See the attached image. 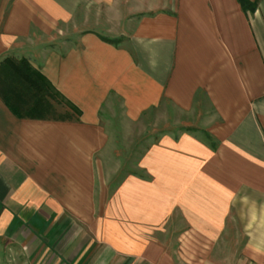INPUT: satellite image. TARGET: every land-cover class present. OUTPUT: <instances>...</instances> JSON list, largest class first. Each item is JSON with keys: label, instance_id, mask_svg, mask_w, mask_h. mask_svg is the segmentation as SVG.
Masks as SVG:
<instances>
[{"label": "crops", "instance_id": "crops-1", "mask_svg": "<svg viewBox=\"0 0 264 264\" xmlns=\"http://www.w3.org/2000/svg\"><path fill=\"white\" fill-rule=\"evenodd\" d=\"M74 19L90 24L78 45L49 47ZM14 54L81 114L18 117L0 97V255L6 240L28 264H264L250 188L264 184V0L249 14L238 0H0V62ZM203 91L216 149L164 136L141 165L150 179L100 181L111 96L138 119L165 100L190 111Z\"/></svg>", "mask_w": 264, "mask_h": 264}, {"label": "rangeland", "instance_id": "rangeland-1", "mask_svg": "<svg viewBox=\"0 0 264 264\" xmlns=\"http://www.w3.org/2000/svg\"><path fill=\"white\" fill-rule=\"evenodd\" d=\"M86 20L74 19L71 22L59 24L55 32L56 37L51 40L49 47L66 50L77 46L80 34L87 28V25L90 26ZM36 34L38 40L43 39L41 33L37 32ZM10 57L13 67L9 65L6 68H0L1 98L6 96L11 104L17 106L24 115H28L35 107L38 98L44 96L52 107L45 109L41 114L42 117L50 119H74L77 117L75 111L58 97H53L49 90L44 88L38 94L32 87L30 78L23 71L25 65L30 64L27 55L14 54ZM102 118L110 132V140L98 158L99 177L100 181L108 182L110 191L129 176L150 179V175L141 165L145 157L151 154L153 146L158 144L164 136L177 139L183 133H190L207 141L204 131H207L209 126L217 125L221 121L204 91L195 107L190 111L182 110L172 102L165 100L160 105L146 110L138 119H129L125 116L121 99L114 95L102 110ZM212 136L213 141L216 137L213 134ZM250 188L253 193H264V184L250 185ZM247 191L249 190L246 188L242 190L243 196ZM245 235L242 228L241 231L235 233L233 238L238 241L236 242L237 246L236 248H227L228 255H230L229 251H234L236 254L241 251V244L246 239ZM0 264L28 263L19 249L11 246L9 241L3 240Z\"/></svg>", "mask_w": 264, "mask_h": 264}, {"label": "trees", "instance_id": "trees-1", "mask_svg": "<svg viewBox=\"0 0 264 264\" xmlns=\"http://www.w3.org/2000/svg\"><path fill=\"white\" fill-rule=\"evenodd\" d=\"M239 3L242 6V9L246 13H254L257 10L258 2L259 0H238ZM104 40L111 42V43H117V40H112L108 38H104ZM22 62L20 63V65ZM11 65L13 67V61L10 56L5 57L0 62V68H6L7 66ZM30 78V82L32 84V87L39 93L42 92V90L45 88L53 94V97H58L60 100L65 102L67 106H69L73 111L77 113L76 119H79V115L81 114L80 109L73 104L69 99H67L50 81L49 79L38 69L33 67L32 65L26 64L23 70ZM3 101L7 105V107L11 110V112L18 117H31V118H44L41 116L42 113H44V110L47 108L52 107V105L49 103V101L44 97H39L38 100L35 103V107L28 113V115H24L20 109L17 106H14L11 104L9 99L6 96H2ZM50 104V105H48ZM42 105H44L42 107ZM41 107V108H40ZM204 134L208 141H210L209 145L212 149L217 148V141H212V135L208 131H204Z\"/></svg>", "mask_w": 264, "mask_h": 264}]
</instances>
